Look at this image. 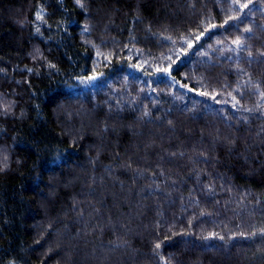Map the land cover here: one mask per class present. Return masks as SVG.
I'll list each match as a JSON object with an SVG mask.
<instances>
[{"label":"trees","instance_id":"trees-1","mask_svg":"<svg viewBox=\"0 0 264 264\" xmlns=\"http://www.w3.org/2000/svg\"><path fill=\"white\" fill-rule=\"evenodd\" d=\"M0 264H264V0H0Z\"/></svg>","mask_w":264,"mask_h":264}]
</instances>
